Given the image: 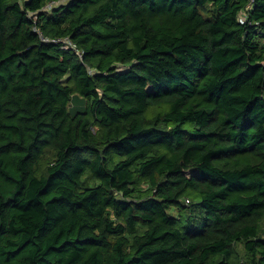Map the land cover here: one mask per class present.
<instances>
[{"label":"trees","instance_id":"1","mask_svg":"<svg viewBox=\"0 0 264 264\" xmlns=\"http://www.w3.org/2000/svg\"><path fill=\"white\" fill-rule=\"evenodd\" d=\"M54 1L0 0V264H264V0Z\"/></svg>","mask_w":264,"mask_h":264},{"label":"rangeland","instance_id":"2","mask_svg":"<svg viewBox=\"0 0 264 264\" xmlns=\"http://www.w3.org/2000/svg\"><path fill=\"white\" fill-rule=\"evenodd\" d=\"M86 104H87L86 99H84L83 97L78 96V95L74 96L72 99L71 105H70L71 113L74 115L77 113L84 112L86 110ZM193 204L195 205L196 208H198V206L200 204V197L199 196H196L194 198ZM238 250L240 251V254L243 252L241 245L238 247Z\"/></svg>","mask_w":264,"mask_h":264},{"label":"built area","instance_id":"3","mask_svg":"<svg viewBox=\"0 0 264 264\" xmlns=\"http://www.w3.org/2000/svg\"><path fill=\"white\" fill-rule=\"evenodd\" d=\"M69 0H57L52 2L48 7H53V6H59L67 3ZM245 20V18H243ZM44 41H49L47 38H43ZM55 43H60L63 49L67 50H73L75 51L80 57H82L81 51L77 48V45L70 39V38H64V39H59V40H53Z\"/></svg>","mask_w":264,"mask_h":264}]
</instances>
